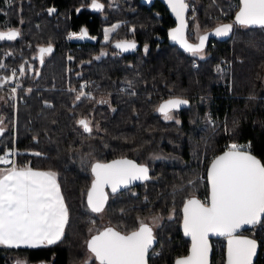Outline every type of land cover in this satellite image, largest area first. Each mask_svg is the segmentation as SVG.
Masks as SVG:
<instances>
[{"label": "trees", "instance_id": "16d2710c", "mask_svg": "<svg viewBox=\"0 0 264 264\" xmlns=\"http://www.w3.org/2000/svg\"><path fill=\"white\" fill-rule=\"evenodd\" d=\"M77 1L0 0V32L6 33L11 28L21 32L14 41H0V59L7 67L16 68L28 61L41 72L39 77L30 74L20 79L22 88L14 101L15 112L12 101L2 104L0 115L7 118L8 131L0 137V153L5 147L14 146L21 153L16 157L18 165L30 161L34 169L58 172L70 215L65 234L56 245L34 249L0 247V264H16L19 258L25 264H73L81 260L87 227L84 219L98 214L92 213L85 202L93 180L91 171L88 174L80 169L72 152L73 149L89 152L96 141L100 142L101 149L95 162L131 159L146 164L151 177L117 193L108 190L102 212L108 221L103 228L130 232L138 228L139 219L155 214L166 217L174 210L175 218L165 220L154 231L155 243L149 251L150 264H173L188 253L189 247L180 230L182 206L193 195L202 201L207 199L206 170L212 159L225 150L224 144L249 140L248 151L264 161V28L234 25L229 37H209L206 56L200 59L186 53L169 38L176 22L167 9L159 2L151 8L144 2L146 31L140 34L139 46L147 45V53L144 49L138 55L131 51L94 62L92 54L97 47L91 43L76 47V42L67 43L64 39L70 31L78 30L81 23H87L90 30L98 28L96 18L89 20L82 12L74 15ZM133 1L129 0L130 4ZM217 1L228 10V18H213L218 9L211 0H186L189 12L192 7L195 12V19L188 18L186 30L191 43H198L200 35L213 31L221 23L234 22L239 0ZM51 4L70 10L71 21L56 23L45 9ZM153 9L159 11V20H155ZM197 24L199 29L195 34ZM155 28L159 33L157 38L153 33ZM49 43L53 52L46 55L41 65L38 58H33L39 57L38 49ZM67 55L73 56L69 71L66 70ZM221 59L231 61V66L220 63ZM217 65L222 67V74L216 71ZM4 73L8 74L5 70ZM129 80L133 81V88L122 91ZM84 81L93 84L90 88L93 99L82 98L74 107L76 93L69 92L67 84L79 89ZM28 88L32 92L25 95ZM7 91H0V96L6 99ZM133 91L136 95L130 94ZM170 96L189 101L187 106L174 112L175 118L181 121L179 125L175 120L164 121L155 110L161 99ZM99 100H110L111 108L116 110L112 111L108 104H96ZM44 101H49L52 107H46ZM208 112L216 120L215 128L206 123L210 117ZM86 116L94 123L99 122V132L94 130L91 136L83 133L76 120ZM225 128L230 131L226 132ZM36 151L43 155L29 154ZM200 170H204L202 181L198 179ZM263 228L264 222L244 234L256 239L260 247L259 238L250 233ZM217 241H223L218 252L214 244ZM212 247L211 264H224L225 240H213ZM155 253L158 255L153 257ZM254 264H264L261 247Z\"/></svg>", "mask_w": 264, "mask_h": 264}, {"label": "snow or ice", "instance_id": "6c2138e0", "mask_svg": "<svg viewBox=\"0 0 264 264\" xmlns=\"http://www.w3.org/2000/svg\"><path fill=\"white\" fill-rule=\"evenodd\" d=\"M166 2L178 21L177 27L169 31V38L180 45L186 53L204 59L205 44L209 34L200 35L198 43H189L185 38V30L189 27L185 12L190 7L189 3L186 0H166ZM239 3L240 7L235 14L234 23L244 27L264 28V0H239ZM90 8L99 12L104 10L105 5L100 0H91ZM56 11L54 7L47 9L49 15ZM76 11L79 13L81 9ZM20 23H23L22 19ZM122 26H124L123 22L105 27L103 29L104 43L108 44L111 35ZM233 27L234 24L221 23L210 35L228 37ZM196 28L199 29L198 24ZM128 31L134 33L135 27H130ZM20 35L21 32L18 29L11 28L6 33L0 32V41H14ZM86 37L88 33L84 28L81 29L80 34L75 32L69 34L70 39H85ZM88 38L95 39V37ZM113 47L119 50V53L137 49L134 40H119ZM144 50L147 53V45ZM38 52L39 57L33 59L38 58L40 64L43 65L45 54H51L53 47L49 43L47 47H40ZM7 55L11 56L12 53H7ZM105 55L107 53L102 51L93 59L99 60ZM68 59L73 58L69 56ZM0 70L10 72V74H0V91L6 89L10 91L6 99L0 96V100H4L6 104L12 101L11 107L15 112L14 101L18 97V90L22 88L20 79L30 74L39 77L41 72L28 61L21 63L18 68L9 70L2 59H0ZM216 71L223 73L220 65H217ZM92 86L89 83H81L79 89L71 87L68 89L69 92L76 93L74 107L82 98L93 99L92 92L86 91ZM133 86V81L129 80L126 82V89L121 90H130ZM31 92L32 89L28 88L25 95ZM130 94L136 95L134 91ZM20 99L23 98L20 97ZM44 104L46 107H52L49 101H44ZM96 104H108L111 108L110 100H99ZM188 104L187 99L170 96L168 99H161L155 110L164 121L175 120V123L179 125L181 121L175 118L174 112ZM111 110L116 109L111 108ZM6 119L0 115V137L8 131ZM206 123L213 128L216 126V121L211 118ZM76 124L82 128L83 133L89 136L94 130L100 131L99 122L94 123L87 116L77 119ZM12 125L14 133V118ZM225 131L228 132L230 129L225 128ZM33 140L37 138L33 137ZM12 141L15 145L14 134ZM249 147L250 145L238 143L227 145V150L216 156L207 170L209 185L207 199L202 201L193 195L185 200L182 209L183 230L186 236L191 237L192 248L189 256L177 259L175 264H208L209 234L228 237L227 264H252L257 241L236 235L244 225L264 222V161L248 151ZM73 150L78 151V149ZM20 154L14 146L11 149L5 147L4 152L0 153V247L34 249L56 245L64 236L70 219L69 209L58 181L59 174L51 169H34L30 161L22 166L18 165L16 157ZM29 154L36 157L43 155L39 151ZM90 170L94 179L87 191V206L92 213L96 214L104 211L108 198L104 192L105 186L111 188L112 193H117L134 181L144 182L151 179L150 169L146 164H139L126 158L116 159L110 163L97 161L91 164ZM191 183L192 181H189V184ZM152 219L158 223L160 217L154 216ZM89 231L91 232V229ZM154 240L153 227L141 219L135 230L122 232L118 228L106 227L91 235L85 243L97 264H149V251ZM85 264H88L87 260Z\"/></svg>", "mask_w": 264, "mask_h": 264}, {"label": "flooded vegetation", "instance_id": "af4514ba", "mask_svg": "<svg viewBox=\"0 0 264 264\" xmlns=\"http://www.w3.org/2000/svg\"><path fill=\"white\" fill-rule=\"evenodd\" d=\"M137 1V2H136ZM134 0L132 4H130L129 0H100L101 3H104L105 8L103 11H94L90 8L91 0H78L77 1V6L75 7L74 15L77 16L78 12L76 11L77 9H81L79 13H83L88 17L89 20L91 18H96L98 21V28L96 27L95 30H90L88 27L87 23H81L78 26V30L75 31H70V33L75 32L77 34H80L81 29L84 28L86 29L88 33V37H95V39H91L86 37L85 39H76V38H69V34H67V37L65 38V41L67 43H70L69 41L76 42L77 44L76 47H81V46H87V43H91L94 45L95 49H97L96 52L92 54V60L93 57L99 56V54L103 51L106 52L107 55L101 57L99 60H94V62H101V61H106L109 56L114 57V56H121L119 55V50L115 49L113 45L119 41V40H134L137 45L136 49V54L138 55V51H143L145 49L142 46H139V38L140 34L142 35L146 30H145V19H144V2L149 3L148 5L149 8L153 6L155 2H159L158 0H153V1H148V0ZM140 2V5L139 3ZM161 4V3H160ZM165 9H167L163 4H161ZM54 7L57 11L53 13L52 15H49L47 12L48 8ZM46 12L47 15L50 17H53V19L56 21V23L59 24L60 20L62 23H66V21H71V15H70V10L66 9H60L58 7H55L53 4H51L50 7H46ZM168 11V10H167ZM169 12V11H168ZM152 14L155 18V20H159L160 14L159 11L156 9L152 10ZM189 18V13L187 14V23ZM59 20V21H58ZM174 20V19H173ZM175 21V20H174ZM123 22V25L121 28H119L114 34L111 35L110 42L108 44L104 43V34H103V29L105 27H111L113 24ZM135 27V32H129L128 29L130 27ZM158 26V25H157ZM156 27V26H154ZM175 28V26H174ZM187 30V29H186ZM153 33L155 34L156 38L159 36V33L157 31V28L153 30ZM186 39L188 40L189 43H191V39L187 37V34L185 32ZM100 45V46H99ZM108 45V46H107ZM142 45V44H141ZM131 52V51H129ZM133 52V51H132ZM127 53V52H124ZM47 55V54H45ZM8 69L14 68L13 66L7 67ZM9 69V70H10ZM84 83H89L93 85L91 82L84 81ZM92 88V87H90ZM3 103L0 101V110L1 106ZM150 254V253H149ZM153 257H155L154 254H152ZM149 264L152 261L148 257Z\"/></svg>", "mask_w": 264, "mask_h": 264}, {"label": "rangeland", "instance_id": "374dc122", "mask_svg": "<svg viewBox=\"0 0 264 264\" xmlns=\"http://www.w3.org/2000/svg\"><path fill=\"white\" fill-rule=\"evenodd\" d=\"M211 2L213 4H217V9H218L217 10V13L212 14V15H214L213 18H222V19L228 18V15H227L228 14L227 13L228 10H225L224 7L222 8L220 5H218V1L217 0H215V2H213V0H211ZM229 7L231 8V6H229ZM190 11L191 12H189V14H190V17L189 18L192 20L193 17H195L194 8L192 7L190 9ZM234 25H237V24L234 23ZM193 31L196 34V31H198V29L195 27ZM66 37H67V35L64 36V39ZM185 38H186V36H185ZM36 52L34 53L35 56L37 54ZM45 57H47V56L45 55L44 58ZM68 57H69V55H67V58H66V70L67 71H69L71 69V64H72V61H73V59L72 60H69ZM71 57L73 58V56H71ZM220 63H222V64H228L229 66H231V61L226 60V59H221L220 60ZM194 65L196 67V63ZM14 68H16V67H14ZM0 74H5L4 73V70L3 71L0 70ZM8 74H10V72H8ZM82 83H84V82H82ZM67 85H68V89L70 87L71 88H74V87L70 86L69 84H67ZM6 91H7V89H6ZM86 91H90V88L86 89ZM8 95H10V91L8 92ZM3 97H5V96H3ZM0 101H1V103H4L5 102L4 100H0ZM207 114L209 116L212 115L211 112H208ZM100 149H101V144H100V142H97L96 141L95 144L92 145V147L90 149L91 151H89V152H84L82 150L73 151L72 152V157L76 161V163L79 164V166L81 167L80 169H82L84 172H86V173L89 174L90 171H91L90 170L91 169V164L92 163H95L96 154H97V152ZM82 157H84V159H82ZM154 157L162 158L160 155H158V156L157 155L156 156L154 155ZM203 176H204V170H200L199 175H198V179L202 181L203 178H204ZM154 216H159L160 217L158 223L153 221L152 218ZM174 218H175L174 210H171L166 217H162L159 214H155V215H152L150 217L141 218V219L144 220L146 223H148L150 226H152L153 229H154V231H155L158 227H160L163 224V222L165 220L171 221ZM141 219H139V220H141ZM84 220H85V223L87 224V227H86V238H85V241H84L85 248L83 250V254H82L81 260L78 261V262H75L73 264H85V261L86 260L88 261V264H97V262L95 261L94 257L92 256V254L88 251L85 242H86L87 239H90L91 235L96 234L97 232L102 231L104 229L103 227H105L106 222L108 221V218H107L106 213H101V214H98V215L85 217ZM138 224H139V221H138ZM89 229H91V232L89 231ZM254 232H256V231L255 230L252 231L250 233V235L253 236L254 235ZM261 232H263V235H264V228L262 229ZM154 243H155V240L153 242V245H154ZM214 244H215V248H217V252L220 251V249L223 247V241H217ZM156 254H158V253H155L154 255H156ZM23 262L24 261L21 258H19L17 264H23Z\"/></svg>", "mask_w": 264, "mask_h": 264}, {"label": "water", "instance_id": "95a60500", "mask_svg": "<svg viewBox=\"0 0 264 264\" xmlns=\"http://www.w3.org/2000/svg\"><path fill=\"white\" fill-rule=\"evenodd\" d=\"M148 1H153V0H148ZM158 1H160V3L161 4H163L166 8H167V10L169 11V14H170V16L175 20V22H176V26L175 27H177V24H178V21L176 20V18H175V15L172 13V11H171V9L169 8V6H168V4H167V2H166V0H158ZM188 12H189V9L185 12V19H187V14H188ZM186 22H187V20H186ZM231 24H234V22L233 23H231ZM238 25V24H237ZM185 32H186V30H185ZM210 33H212V31L211 32H209V33H207V34H209V37H213L214 35H210ZM232 33V32H231ZM231 33H230V35H231ZM205 35V34H204ZM229 35V36H230ZM228 36V37H229ZM216 37V36H215ZM221 38V37H220ZM199 42V41H198ZM205 46H206V44H205ZM223 152H221L220 154H218V155H221ZM253 154V153H252ZM217 155V156H218ZM216 157V156H215ZM214 157V158H215ZM257 157V156H256ZM213 158V159H214ZM258 158V157H257ZM213 159H212V161H213ZM259 159V158H258ZM212 161L209 163V165H208V167H207V170H208V168H209V166L211 165V163H212ZM111 162V161H110ZM110 162H107V163H110ZM135 162V161H134ZM207 170H206V181H207ZM93 179H94V177H93ZM92 183V182H91ZM140 183H142L141 181H134V182H132L128 187H133V186H136V185H138V184H140ZM90 187H91V184H90ZM89 187V188H90ZM128 187H126V188H128ZM207 187H208V195H209V185H208V181H207ZM122 189H125V188H121L120 190H122ZM108 190L111 192V188H109V187H107V186H105V188H104V192H105V194L107 195V197H108ZM88 191V190H87ZM112 193V192H111ZM85 202H86V205H87V193H86V196H85ZM105 204H106V202H105ZM104 207H105V205H104ZM87 208H88V206H87ZM182 209H183V206H182ZM90 210V209H89ZM260 224V223H259ZM259 224H256V225H244V226H242L238 231H237V233H236V235L237 236H239V237H241V238H249V239H254V238H252V237H250V236H248V235H245L244 234V232L245 231H247V230H250V229H252V228H254V227H256V226H258ZM180 230L182 231V234H183V237L185 238V239H187L188 241H189V247H188V253L186 254V255H184V256H181V257H178L177 259H181V258H184V257H187V256H189L190 254H191V248H192V239H191V237L190 236H186L185 234H184V230H183V211H182V221H181V224H180ZM219 239H224L225 240V253H224V264H227V249H228V237H226V236H221V235H212V234H209V236H208V244H209V253H208V264H211V259H212V254H213V247H212V241L213 240H219ZM256 240V239H255ZM257 241V240H256ZM258 252H259V243H258V241H257V249H256V254L252 257V264L255 262V260H256V258H257V255H258ZM176 259V260H177ZM175 260V261H176ZM175 261H174V263L173 264H175ZM31 264H46L45 262H36V263H31Z\"/></svg>", "mask_w": 264, "mask_h": 264}, {"label": "built area", "instance_id": "2783aa9c", "mask_svg": "<svg viewBox=\"0 0 264 264\" xmlns=\"http://www.w3.org/2000/svg\"><path fill=\"white\" fill-rule=\"evenodd\" d=\"M189 17H190V14H189ZM190 19V18H189ZM213 119V120H215V118L213 117V116H210L209 117V119ZM208 119V120H209ZM216 121V120H215ZM233 143H238V144H240V145H250L251 144V142L249 141V140H246V141H239V142H233ZM229 144H231V143H228V144H224V149L226 150L227 149V145H229ZM250 149V147L247 149V150H249ZM253 236H256L257 238H259V240H260V242H261V250L262 251H264V235H263V232H258V231H256V232H254V235ZM260 245V244H259ZM259 247V248H260ZM254 264V263H253Z\"/></svg>", "mask_w": 264, "mask_h": 264}, {"label": "crops", "instance_id": "0c3cea01", "mask_svg": "<svg viewBox=\"0 0 264 264\" xmlns=\"http://www.w3.org/2000/svg\"><path fill=\"white\" fill-rule=\"evenodd\" d=\"M23 248V247H22ZM39 248H42V247H39ZM27 249H33V248H27ZM18 263V260L16 261V264ZM36 263V262H35ZM23 264H25L24 262H23ZM46 264H48V263H46Z\"/></svg>", "mask_w": 264, "mask_h": 264}]
</instances>
